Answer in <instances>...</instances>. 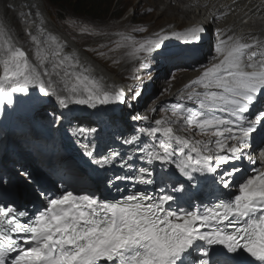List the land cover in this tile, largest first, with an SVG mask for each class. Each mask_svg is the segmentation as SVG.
Wrapping results in <instances>:
<instances>
[{"label": "snow or ice", "instance_id": "snow-or-ice-1", "mask_svg": "<svg viewBox=\"0 0 264 264\" xmlns=\"http://www.w3.org/2000/svg\"><path fill=\"white\" fill-rule=\"evenodd\" d=\"M203 31L192 27L188 42H195ZM27 36L35 48L31 57L0 25V97L9 104L13 93L28 92L29 86H38L44 96H55L65 108L72 103L92 107L127 103L124 89L108 90L102 78L93 76L92 69L75 52H66V44L44 27ZM161 40L157 37L140 43L132 55L152 54L162 48ZM215 51L218 62L192 82L203 91L193 87L187 95L198 109L178 103L172 110L176 119L156 120L155 127L139 129L153 138L151 143L141 145L136 135L122 141L134 146L138 156L124 157L109 150L97 158L94 150L86 152L101 168L119 160L121 168L128 171L114 180L134 184H154L152 166L156 162L162 169L172 165L161 177L160 195L133 191L110 200L67 188L57 189L56 195L44 189L34 193L45 202L35 213L26 205L0 203V264H264V171L239 182L238 194L218 198L202 213L173 208L177 199L173 194L184 193L197 175L213 174L223 189L236 184L240 169L235 162L245 157L252 134L264 129V41L230 29L220 33ZM141 94L132 89L131 99ZM217 111L226 113L227 118L216 115ZM171 124L195 128L205 135L211 132L216 139L193 142L175 135ZM137 159L142 164L139 168ZM108 184L113 186V180Z\"/></svg>", "mask_w": 264, "mask_h": 264}, {"label": "bare ground", "instance_id": "bare-ground-1", "mask_svg": "<svg viewBox=\"0 0 264 264\" xmlns=\"http://www.w3.org/2000/svg\"><path fill=\"white\" fill-rule=\"evenodd\" d=\"M123 1L127 2L129 0H123ZM150 1L152 2L150 6L151 8H147V11H144L145 13H153L154 11L157 10L158 5L164 4L162 14L165 15L166 13L172 14L171 16H169L172 20H168L167 22H165L163 28L160 29V31L158 30V32L156 33L159 35L156 36V39L157 37H161L162 38L161 43H162L163 40H166L167 34L171 32L172 29H174L178 25H181L182 19L178 18L179 16H183V18L186 19L188 18L189 15H191L190 8H196L199 6L208 5L209 7L208 11L210 12L211 11L210 9H212V7L214 6L218 8L226 5L229 2H233V1L237 2L239 0H167V1L163 0V2H161L160 0H141L139 6L143 7L144 5H146V3ZM249 1L250 0H244L243 2H249ZM254 2L257 3V0H254ZM175 3L181 6L178 7ZM182 7H187L188 9ZM172 11H176L177 15ZM28 12L33 13V15L26 17L24 13H28ZM36 13H38L39 15H36ZM53 23L54 22L49 17L48 10L45 9L44 7L43 0H0V25H3L5 30L16 38L15 42H17L18 45H22L24 50L28 52L30 57L34 55L35 48L32 46L30 39L27 36V33L31 31L33 32V34H35V29L37 27L42 26L47 30V32L57 37L61 43L66 44V49H65L66 52L68 53L75 52L79 56L81 62L86 67L92 69L93 76H95L98 80L102 78V83L108 88V90L115 91L119 89H124L126 95L129 97L128 92L130 91V87L124 84L123 82L124 78H121L119 76L123 73L122 71L118 73H114L113 69L109 70L108 69L109 67H107L106 64H103L102 61L98 60L95 56H92L90 52L88 53V51L85 50L82 46L75 43L63 31H61L58 28V26H56ZM149 29L152 31L157 30V26H153ZM244 35H248V34H244ZM251 35H254L259 40L264 41V31L254 30V32L251 33ZM2 43H3V39L0 38V45H2ZM206 46L208 47V52H206L205 54L206 57L203 58V60L207 59L206 64H198L196 60H193L194 62H192L191 59L189 58L187 62L175 63L179 65L183 63L181 65V70L179 71V73L181 74L180 79L182 78V80L177 81L176 85L175 86L173 85L171 87L174 88V87L182 86L184 80L188 76L187 74L185 77L184 76L185 74L182 73H189L192 70L200 71L203 68L206 69L210 67L211 64L218 62L216 59H214L215 57L218 56L215 49L213 51H210L212 47L211 44ZM0 75H3V69L1 70ZM158 76L159 74L154 76L152 79H150L152 80L151 82L155 83L156 88H158V86H161L160 84L162 83L160 82L161 78L159 77L160 78L159 79ZM162 87H164V85ZM24 93L26 94V96L24 97L23 101H27L31 99V101L28 103V106L24 108L25 110H34L35 108H39L44 105L48 106L49 103L51 104L54 103L57 104L59 109L61 110L62 117L63 119L65 118L66 121V127L69 126L70 124L77 123L73 128H71V130H65V128L61 127V131L59 133L60 142H62L65 153L67 157L70 159V161L73 163H79L83 161L85 157L83 151V148L85 147L84 145L85 143L81 144V141L82 140L93 141V134L95 132H90L88 130L93 128L96 129V124H97L96 121L98 118H106V117L109 118L108 121L112 126H114L113 124L118 120L119 122L115 123L117 124L116 127L117 128L123 127L122 123H120L121 122L120 119H116V117H118V112L120 110V107L123 106L125 103L121 104L116 102L106 105L97 104L95 107L72 103L69 104L67 108H65L59 104L55 96L52 95L44 96L43 94H41L38 90V86H29V91ZM156 99L158 100L159 98ZM2 102H3V97H0V107L2 106ZM83 125H85V128H83L84 127ZM80 128L85 129V132L83 133L79 132L78 129ZM136 136H140L141 145L145 143H151L153 140L152 137H148L147 135H143L141 133H139V135ZM181 137H186V136H181ZM188 139L192 140L191 138ZM253 150L254 147L252 146L245 148L244 152L246 155L243 158L244 161L248 162L249 160L248 157H254L252 153ZM260 150L264 152V146L261 147ZM246 165L247 163L245 164V166ZM166 166H164L163 169L167 168ZM257 166L264 168V156L261 155L260 151L258 153L257 161L254 164V167ZM152 167L155 168V173L159 168L162 169L159 162H156ZM254 167L248 165L246 169L243 168V173L245 176H248L247 178L253 176L252 174ZM241 177L242 176H240L238 179H241Z\"/></svg>", "mask_w": 264, "mask_h": 264}, {"label": "rangeland", "instance_id": "rangeland-1", "mask_svg": "<svg viewBox=\"0 0 264 264\" xmlns=\"http://www.w3.org/2000/svg\"><path fill=\"white\" fill-rule=\"evenodd\" d=\"M140 1L141 0H129L127 2H124L123 0H118L117 4L119 6L117 7L118 9H116L117 10L116 13H121V12L123 13H122L121 19L117 21H113L112 19L105 18V20H102L99 22L89 23L88 21L81 19L78 15H71V14L69 15L67 13L61 12V15L66 16V17L62 20V22L57 21L56 25L70 39H72L78 45L82 46L85 50L87 49L84 47V45H86L87 47L88 46L90 47L91 44L105 43V45H101V47L108 46L107 49L109 51L103 53V58L106 60L102 59L107 64L103 62L102 63L106 64L107 67H109L108 68L109 70L114 68L115 73L120 72L123 68H126V71H128L129 67L133 64L132 63L133 60L129 58L132 56L133 48L138 47L140 43L146 42L148 40H152L153 38H156V36H159L158 34H156L158 30L160 31V29L163 28V26L165 25V22H167L168 20H172L169 17L172 14H169V13H166V15L162 14L164 4L158 5L157 10L154 11L153 13H145L144 11H147V8H151L150 6L152 2L150 1L146 3V5H144L143 7L142 6L140 7L139 6ZM160 1L163 2V0H160ZM176 5L178 7L181 6L179 4H176ZM44 7L45 9L49 11L51 9L45 3V1H44ZM172 12L176 13L177 15L176 11H172ZM73 22H75V24H73ZM132 23H135V24H132ZM153 26H157V30H154V32H151L152 30H150L149 28ZM128 31H130V33H128ZM118 33H123V34H119L117 36ZM131 33H134L136 35H131ZM114 37L117 39L109 43L110 40ZM114 42H119V43L113 44ZM118 48L119 50H117ZM92 51L90 52V54H92V56L93 55L96 56L97 53L94 54ZM141 53L143 55H147L144 52H141ZM204 57L206 56L203 55L201 57L200 55L199 57H197L199 59H197L196 62H198V64H206L207 59L203 60ZM2 61H3V57L0 56V71L1 69H3ZM149 62L150 64L147 68H145L144 66L139 67L141 68V73H136L138 71L137 70L135 74L133 72L129 74L135 77L134 75H141L143 73H146V76L144 74L142 78L138 79L137 81H134L139 86V88H141V91H143L144 93L146 92L149 93L148 96H145V97H148V98H145V100L147 99L146 101H148L149 99L157 100L156 98L162 99L165 97L166 93H168L169 90L173 88L171 86L173 85L175 86L177 81L182 80V78L180 79L181 74L179 73V71L181 70V65L184 62L181 63L180 65L175 64L176 62H182V58L181 57L171 58L169 56L166 57L163 54L155 55L153 59ZM204 69L205 68H203L200 71H193L192 75L193 76L200 75ZM123 74H126V77H124L125 75ZM158 74H159L158 78L159 77L161 78L160 82L162 83L160 84L161 86H158V88H156L155 83L151 82L152 80L150 79H152L154 76ZM119 76L121 78H126L128 79V81H130L126 72L122 73ZM184 76L186 77V74ZM133 77H130V78L133 79ZM163 85L164 87H162ZM128 95L131 97V90L130 92H128ZM176 105L177 104H173L171 102L163 105V107H161L158 111L159 117L163 120L176 119V117L172 116V110L175 108ZM194 105L198 106L197 104L194 103L193 108H194ZM51 106L52 105L50 104L48 106L46 105L41 106L35 109L36 112L31 118L25 119L22 122L15 121L13 138L15 137L14 139L15 141H16V138L26 139L24 140V143L26 144L27 142L35 143L36 141L38 145H41L43 146L44 149L47 148L49 150V153L47 156H42V161H45V162H47V160L54 161V162L58 161L57 163H61L62 165L65 163V161L63 160H66L67 156L65 154L63 145L60 142V138H59L60 122H58V120H55L54 126H52L53 123L50 122L51 120L49 119L44 120L43 118L44 113L54 112V109H52ZM169 112L170 114L168 115ZM220 113H221L220 111H217L215 114L218 116H224L225 118H227V116L220 114ZM37 121H49L46 123V126H48V129H49V134L47 138L41 137V136L38 137L37 135H35L36 128H37ZM18 124H23L25 127H29L30 130L26 132L25 134H17L16 127L18 126ZM183 129L186 130L184 135H186L187 137L193 136L195 141L199 140L201 141V143H207L210 140L214 141L216 139L214 136L211 135V132L205 135V134L198 132L195 128L185 129L182 127V130ZM19 144H20V148L24 151V153L26 149L28 150L30 149V148H27L26 144H23V145H21V143ZM16 145L19 147L18 144ZM35 149L39 151L38 147H35ZM0 150H1L0 153L2 154L5 150L3 144ZM46 157H47V160H44V158ZM52 157H54V160L52 159ZM45 166L48 167L47 163L45 164ZM46 170H49V169L46 168ZM46 172H49V171H46ZM160 177H162V175L160 173H156L155 178L157 182V189L159 188L158 189L159 191H161V187H162V182L158 184L161 181ZM164 187H167V186L164 185ZM173 195L177 197L176 201H180L182 193H174Z\"/></svg>", "mask_w": 264, "mask_h": 264}, {"label": "trees", "instance_id": "trees-1", "mask_svg": "<svg viewBox=\"0 0 264 264\" xmlns=\"http://www.w3.org/2000/svg\"><path fill=\"white\" fill-rule=\"evenodd\" d=\"M51 8L49 16L55 22L66 17L61 12L78 15L81 19L90 22H99L102 20H118L122 13H116L119 6L118 0H44Z\"/></svg>", "mask_w": 264, "mask_h": 264}]
</instances>
